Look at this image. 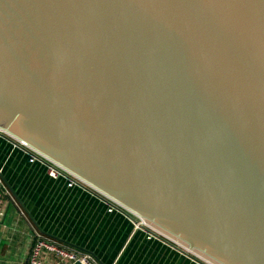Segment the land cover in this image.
<instances>
[{"label":"water","instance_id":"95a60500","mask_svg":"<svg viewBox=\"0 0 264 264\" xmlns=\"http://www.w3.org/2000/svg\"><path fill=\"white\" fill-rule=\"evenodd\" d=\"M0 130L196 260L264 264V0H0Z\"/></svg>","mask_w":264,"mask_h":264},{"label":"crops","instance_id":"0c3cea01","mask_svg":"<svg viewBox=\"0 0 264 264\" xmlns=\"http://www.w3.org/2000/svg\"><path fill=\"white\" fill-rule=\"evenodd\" d=\"M0 171L13 199L0 212V264H27L34 231L93 254L101 264H206L168 240L151 239L99 194L50 177L10 137L0 136ZM61 264H71L62 262Z\"/></svg>","mask_w":264,"mask_h":264},{"label":"built area","instance_id":"2783aa9c","mask_svg":"<svg viewBox=\"0 0 264 264\" xmlns=\"http://www.w3.org/2000/svg\"><path fill=\"white\" fill-rule=\"evenodd\" d=\"M0 136L10 137L15 140L16 144L31 156L32 162H40L41 164L47 167L50 177L54 179L65 178L66 180H68L69 186L71 187L79 186L99 194L100 196L105 198V200L109 203V205L111 206V211H122L126 212L129 216H131L136 230L146 232L151 239L167 240L161 233L146 224V222L142 218L128 212L118 203L100 194L99 192L91 188L89 185H87L85 182H83L81 179H79L57 163L53 162L49 158L45 157L38 151L34 150L26 143L11 137L2 130H0ZM4 197L13 199L12 193L4 183L2 171H0V205ZM3 216L4 214L0 212V222ZM185 252L191 254L188 250H186ZM62 262H67L71 264H101L93 254L87 251L70 247L45 235L39 230H35L34 245L27 264H61Z\"/></svg>","mask_w":264,"mask_h":264},{"label":"rangeland","instance_id":"374dc122","mask_svg":"<svg viewBox=\"0 0 264 264\" xmlns=\"http://www.w3.org/2000/svg\"><path fill=\"white\" fill-rule=\"evenodd\" d=\"M0 259H2V260H6V259H8V255H0Z\"/></svg>","mask_w":264,"mask_h":264},{"label":"bare ground","instance_id":"6f19581e","mask_svg":"<svg viewBox=\"0 0 264 264\" xmlns=\"http://www.w3.org/2000/svg\"><path fill=\"white\" fill-rule=\"evenodd\" d=\"M205 261V260H204Z\"/></svg>","mask_w":264,"mask_h":264}]
</instances>
